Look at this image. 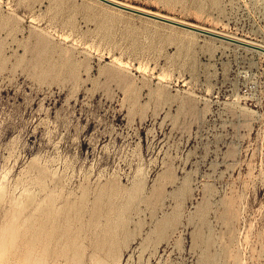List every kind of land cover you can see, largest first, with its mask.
I'll return each mask as SVG.
<instances>
[{
    "label": "rangeland",
    "instance_id": "rangeland-1",
    "mask_svg": "<svg viewBox=\"0 0 264 264\" xmlns=\"http://www.w3.org/2000/svg\"><path fill=\"white\" fill-rule=\"evenodd\" d=\"M113 1L248 46L0 0V246L19 211L0 264H35L46 220L82 227L46 264H264V0Z\"/></svg>",
    "mask_w": 264,
    "mask_h": 264
},
{
    "label": "bare ground",
    "instance_id": "bare-ground-1",
    "mask_svg": "<svg viewBox=\"0 0 264 264\" xmlns=\"http://www.w3.org/2000/svg\"><path fill=\"white\" fill-rule=\"evenodd\" d=\"M107 1H109L111 3H114L115 5H118V6H121V7H125L127 9H131V10L136 11V12H140V13H143V14L151 15V16L156 17V18L165 19V20H168V21H173L175 23H179V24L184 25L186 27H189L191 29H196V30H200V31H207V30H202L201 28H199L197 26H192V25H188V24L183 23V22H178V21H176L174 19H170V18L161 16V15L150 14V13H147V12H144V11L137 10V9H135L133 7H130V6L125 5V4H122L120 2H115L113 0H107ZM207 32L211 33L210 31H207ZM215 35H218V34H215ZM222 37H224V36H222ZM226 38L228 39V37H226ZM0 193H1V190H0ZM16 202H18V201H16ZM28 202H29V200H28ZM15 203H14V205L16 206L17 204H15ZM18 204H19V206L21 205L20 203H18ZM51 205L52 204L50 203V205H48L46 207L45 210H47V213H51V208L53 206V205L52 206ZM22 206H23V204H22ZM21 207H19V208H21ZM15 208H17V207H15ZM80 209H79V211H80ZM97 210H99V209H97ZM71 212H72V210H71ZM14 213H16V214H14V217L12 218L11 223L4 230V236L2 238V243H1V246H0V256L3 255V253L5 252V250L7 248L12 247L13 244H14V240H15L14 237L16 236V232H17V228H18L17 227L18 226L17 219H18V216H19V211H17V212L15 211ZM97 213H98V211H97ZM34 229H35L34 230V234H33V236L30 239V243H31L32 246L35 245L37 247V251L39 252V254H37V256L35 258V264H46L45 259H44V256L41 255V253H47L48 252V250L50 249V246H51L52 241L59 242L62 239V237L67 236L68 234H71V237L69 239V245L72 246V247H74L75 244H77L78 239L80 238L81 232H82V227H77V228H74L73 229L71 226H64V227H61L60 225L59 226H55L49 220H46L45 222L38 223L34 227ZM115 229H116V227H113V226L111 227L110 226L108 232H110L111 234H113V231ZM56 231H58L59 234H60V236L58 238L55 237ZM103 240L104 239H100L99 240L100 243L98 242L99 243L98 245H101V246H97L98 249H103L104 248L105 242ZM109 245H110V243H109ZM30 257L31 256H29L28 254L26 255L27 261L30 260ZM80 258H81V256H79L77 253H74L72 259L73 260H77V259H80ZM52 259H53V257H52Z\"/></svg>",
    "mask_w": 264,
    "mask_h": 264
},
{
    "label": "water",
    "instance_id": "water-1",
    "mask_svg": "<svg viewBox=\"0 0 264 264\" xmlns=\"http://www.w3.org/2000/svg\"><path fill=\"white\" fill-rule=\"evenodd\" d=\"M98 2L106 5V6H110V7H113V8H116V9H119L121 11H124V12H128V13H132V14H135V15H138V16H143V17H147V18H150V19H153V20H156V21H159L161 23H164V24H167V25H170V26H173L175 28H180V29H191V28H188L184 25H181L179 23H175L173 21H168V20H165V19H160V18H156V17H153V16H149V15H146V14H143V13H140V12H136V11H133L131 9H127L125 7H121V6H118V5H115L114 3H111L107 0H97ZM191 31H194L196 33H199L203 36H207V37H211V38H215V39H219V40H222V41H227V42H234V43H237V44H240V45H244V46H248L244 43H241V42H238V41H233V40H230V39H227L226 37H222L220 35H215L213 33H209L207 31H200V30H196V29H191Z\"/></svg>",
    "mask_w": 264,
    "mask_h": 264
}]
</instances>
